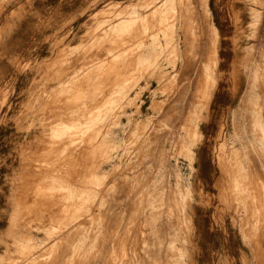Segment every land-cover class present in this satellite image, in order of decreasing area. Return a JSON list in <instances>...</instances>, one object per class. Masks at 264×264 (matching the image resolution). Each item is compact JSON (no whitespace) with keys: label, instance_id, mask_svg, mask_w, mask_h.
<instances>
[{"label":"rangeland","instance_id":"1","mask_svg":"<svg viewBox=\"0 0 264 264\" xmlns=\"http://www.w3.org/2000/svg\"><path fill=\"white\" fill-rule=\"evenodd\" d=\"M207 6L0 0V264H264V0Z\"/></svg>","mask_w":264,"mask_h":264},{"label":"bare ground","instance_id":"2","mask_svg":"<svg viewBox=\"0 0 264 264\" xmlns=\"http://www.w3.org/2000/svg\"><path fill=\"white\" fill-rule=\"evenodd\" d=\"M199 4H202V6H204V11H205V14H206V16L209 18V14H210V12H209V9H208V6H207V0H199ZM152 9V8H151ZM125 10V9H124ZM149 12H150V10H149ZM160 14H163V9H161V10H159V12L157 13V14H152V16H156L157 18L159 17V16H161ZM185 27V26H184ZM183 27V31H184V28ZM214 31H215V35L216 36H218V33H217V31H216V28L214 27ZM185 33L186 32H184V37H185ZM189 35V34H188ZM189 37H190V35H189ZM186 38V37H185ZM185 38H184V42H185ZM219 39V38H218ZM188 40V39H187ZM188 42V41H187ZM217 43H218V40H217ZM217 43H216V45H215V47H214V50H213V55H214V66L217 64V62L219 61V59H220V56H219V54H218V51H217ZM183 44H185V43H183ZM135 49V48H134ZM153 51H155V49L153 48V47H151V48H149L148 50H147V53L146 54H150L151 52H153ZM132 52V51H131ZM130 54V53H129ZM130 59V58H129ZM126 66V65H125ZM186 71V70H185ZM188 75V74H187ZM215 81V78H214V71L213 70H210V71H207V76H206V78H205V84H203V87H202V89H206L207 88V86H208V84L209 83H211L212 81ZM183 86V85H182ZM187 88V87H186ZM201 89V90H202ZM79 91H80V89H79ZM211 91V90H210ZM256 92H257V90H256ZM84 93V92H83ZM210 93V92H209ZM180 94V93H179ZM183 94V93H182ZM256 94H259V92H257ZM260 95V94H259ZM262 98H263V102H264V93H263V95H262ZM191 99V98H190ZM192 101V100H191ZM193 102H195V101H193ZM190 104V103H189ZM198 104V103H197ZM199 106H200V104H199ZM66 107V106H65ZM186 108V107H185ZM259 111H260V107L259 106H257L256 107V109L254 110V112H255V114L257 115L258 113H259ZM186 113V112H185ZM201 117V116H200ZM259 120V119H258ZM259 122V125H260V128H261V131L264 133V131H263V121H261V120H259L258 121ZM87 127V126H86ZM86 151V150H85ZM95 158V157H94ZM95 165V164H94ZM238 166H239V164H238ZM235 168V167H234ZM236 169V168H235ZM242 170H243V168H240L239 169V173L240 172H242ZM237 172V171H236ZM237 172V173H238ZM234 173H235V171H234ZM93 175H94V173H93ZM235 179V180H234ZM232 180H234L236 183H238V184H240V179H237V175L236 174H234V176H233V178H232ZM242 180V179H241ZM234 183V182H233ZM238 184H233V186L234 185H236L235 187H237V185ZM244 191V190H243ZM243 191H242V193H243ZM241 192V191H240ZM253 198H254V196H253ZM241 199H242V197H241ZM73 206V205H72ZM76 207V206H75ZM66 210V209H65ZM59 217V216H58ZM93 217V216H92ZM54 224H55V222H53ZM82 223V222H81ZM59 229V228H58ZM64 234V233H63ZM257 235V234H256ZM69 236V235H68ZM36 244V243H35ZM65 246V245H64ZM64 249V248H63ZM65 251V250H64ZM69 257V256H68ZM60 259V258H59ZM68 260V259H67ZM73 260V259H72ZM74 262V261H73ZM81 264V263H80Z\"/></svg>","mask_w":264,"mask_h":264},{"label":"crops","instance_id":"3","mask_svg":"<svg viewBox=\"0 0 264 264\" xmlns=\"http://www.w3.org/2000/svg\"><path fill=\"white\" fill-rule=\"evenodd\" d=\"M220 32V31H219Z\"/></svg>","mask_w":264,"mask_h":264}]
</instances>
